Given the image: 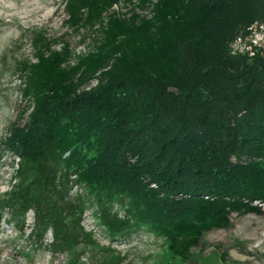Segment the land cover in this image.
<instances>
[{
  "label": "trees",
  "instance_id": "obj_1",
  "mask_svg": "<svg viewBox=\"0 0 264 264\" xmlns=\"http://www.w3.org/2000/svg\"><path fill=\"white\" fill-rule=\"evenodd\" d=\"M64 3L65 26L92 44L75 55L37 33L34 61L18 67L27 115L3 143L16 169L0 209L19 231L32 211L35 248L50 233V251L78 264V244L98 247L81 226L92 208L109 238L145 231L185 261L232 214H259L264 55L229 45L264 23V0Z\"/></svg>",
  "mask_w": 264,
  "mask_h": 264
},
{
  "label": "rangeland",
  "instance_id": "obj_2",
  "mask_svg": "<svg viewBox=\"0 0 264 264\" xmlns=\"http://www.w3.org/2000/svg\"><path fill=\"white\" fill-rule=\"evenodd\" d=\"M64 4V0H0L1 199L10 192L16 169V159L4 150L3 143L14 126L20 128L25 124L27 115L24 111L28 103L21 96L18 67L24 61H34L32 41L35 34L42 33L48 40L68 43L75 55L85 54L92 44L91 35L72 32L65 26ZM131 5L120 4L113 9L127 12ZM59 46L56 44L53 48ZM79 193L83 191L74 187L68 196L74 198ZM258 207L259 214H232L226 229L203 233L185 261L172 257L161 238L145 231L109 238L96 223L92 208H87L81 226L86 233L92 234L98 247L78 244V264H264V204ZM33 223V213L29 211L20 232L11 210L0 209V264H68V255L50 251V233L45 235L41 246L35 248L29 240ZM102 248L112 253L108 254Z\"/></svg>",
  "mask_w": 264,
  "mask_h": 264
},
{
  "label": "built area",
  "instance_id": "obj_3",
  "mask_svg": "<svg viewBox=\"0 0 264 264\" xmlns=\"http://www.w3.org/2000/svg\"><path fill=\"white\" fill-rule=\"evenodd\" d=\"M232 56L253 58L264 55V23L255 21L243 33L236 36L229 45Z\"/></svg>",
  "mask_w": 264,
  "mask_h": 264
},
{
  "label": "bare ground",
  "instance_id": "obj_4",
  "mask_svg": "<svg viewBox=\"0 0 264 264\" xmlns=\"http://www.w3.org/2000/svg\"><path fill=\"white\" fill-rule=\"evenodd\" d=\"M255 264V263H254Z\"/></svg>",
  "mask_w": 264,
  "mask_h": 264
}]
</instances>
